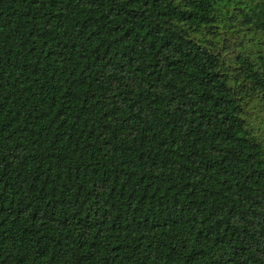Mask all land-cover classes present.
Returning <instances> with one entry per match:
<instances>
[{
  "label": "trees",
  "instance_id": "trees-1",
  "mask_svg": "<svg viewBox=\"0 0 264 264\" xmlns=\"http://www.w3.org/2000/svg\"><path fill=\"white\" fill-rule=\"evenodd\" d=\"M258 107L264 0H0V264H264Z\"/></svg>",
  "mask_w": 264,
  "mask_h": 264
},
{
  "label": "rangeland",
  "instance_id": "rangeland-1",
  "mask_svg": "<svg viewBox=\"0 0 264 264\" xmlns=\"http://www.w3.org/2000/svg\"><path fill=\"white\" fill-rule=\"evenodd\" d=\"M222 33H224L223 30ZM233 47H236L235 44H233ZM230 57L231 52L226 51L225 59L229 60ZM247 119L251 129L257 132L264 139V108L258 107L256 109H253V111L247 115Z\"/></svg>",
  "mask_w": 264,
  "mask_h": 264
}]
</instances>
